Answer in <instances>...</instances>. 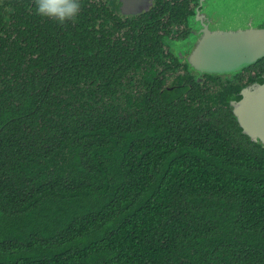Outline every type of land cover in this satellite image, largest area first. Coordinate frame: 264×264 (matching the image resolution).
<instances>
[{
  "label": "trees",
  "instance_id": "16d2710c",
  "mask_svg": "<svg viewBox=\"0 0 264 264\" xmlns=\"http://www.w3.org/2000/svg\"><path fill=\"white\" fill-rule=\"evenodd\" d=\"M78 22L0 5V264H264V146L217 106L230 91L153 122L127 93L109 108L132 64L160 78L120 57L127 32L99 41ZM175 80L154 101L192 92Z\"/></svg>",
  "mask_w": 264,
  "mask_h": 264
},
{
  "label": "flooded vegetation",
  "instance_id": "af4514ba",
  "mask_svg": "<svg viewBox=\"0 0 264 264\" xmlns=\"http://www.w3.org/2000/svg\"><path fill=\"white\" fill-rule=\"evenodd\" d=\"M81 12L77 18L87 32V36H95L99 41H105V34L113 37L123 33L129 35L128 52L120 53V57L127 60L143 59L142 66L154 76L160 78L155 84L140 81V69L134 65L128 71V81H121L119 89H108L104 101L105 106L115 109L126 108L119 93H127L130 102L127 109L139 108L141 100L147 105L148 119L151 122L157 117V110L165 108L178 110L184 107L180 99L184 97L192 109L200 104L201 95L215 89L230 91L227 104L224 106L234 116L230 101L248 85L261 80L264 75V56L253 63L234 72H215L211 70L215 63L209 65L200 63L206 60H240L242 53L247 52L248 46L264 45V20L259 5L241 6L231 5L230 0H80ZM76 21V22H77ZM138 21V24H134ZM74 24L71 21H68ZM78 22V23H79ZM224 23L233 26L224 27ZM77 24V23H76ZM148 39V40H147ZM153 42V43H152ZM158 45V59L147 53L148 47ZM230 45H244L234 48L230 52ZM228 52V53H227ZM127 57H126V56ZM188 58H192L194 66L190 68ZM101 59V58H100ZM117 61V55L113 57ZM154 61V62H152ZM135 62V61H133ZM130 67V66H129ZM208 68L211 70L209 72ZM116 73L113 69L108 76ZM176 78H183L181 86L192 92L186 96H177L169 105L162 98L154 101V93L159 94L166 89L179 86ZM173 80V81H172ZM173 82V84H172ZM118 93V95L116 94ZM193 96V99L188 96ZM142 95V96H141ZM227 96V94H226ZM134 113V112H132ZM163 115L166 112L162 113ZM161 114V115H162ZM237 121V120H236ZM238 124V122H237ZM239 125V124H238ZM166 129H159L152 137L162 138ZM162 133V134H161Z\"/></svg>",
  "mask_w": 264,
  "mask_h": 264
},
{
  "label": "water",
  "instance_id": "95a60500",
  "mask_svg": "<svg viewBox=\"0 0 264 264\" xmlns=\"http://www.w3.org/2000/svg\"><path fill=\"white\" fill-rule=\"evenodd\" d=\"M14 0H0V5L10 3ZM243 47L244 45H230V52L234 48ZM255 46L247 45V52L242 53L240 60H204L200 63H215L211 70L215 72H234L253 63L256 59L264 56V45ZM228 53V52H227ZM190 68L194 66L192 58H188ZM209 72L211 70L208 68ZM230 106L234 117L236 118L242 133L246 134L251 141L264 146V75L258 80L245 87L231 101Z\"/></svg>",
  "mask_w": 264,
  "mask_h": 264
},
{
  "label": "clouds",
  "instance_id": "9594fccd",
  "mask_svg": "<svg viewBox=\"0 0 264 264\" xmlns=\"http://www.w3.org/2000/svg\"><path fill=\"white\" fill-rule=\"evenodd\" d=\"M37 15L60 24L76 22L81 12L80 0H33Z\"/></svg>",
  "mask_w": 264,
  "mask_h": 264
},
{
  "label": "rangeland",
  "instance_id": "374dc122",
  "mask_svg": "<svg viewBox=\"0 0 264 264\" xmlns=\"http://www.w3.org/2000/svg\"><path fill=\"white\" fill-rule=\"evenodd\" d=\"M230 1H231V5L233 7L237 4H240L242 7L243 6H250L252 3L255 5H259L262 9L261 16H263V20H264V0H230ZM223 25H224V27L233 26L230 23H224Z\"/></svg>",
  "mask_w": 264,
  "mask_h": 264
}]
</instances>
